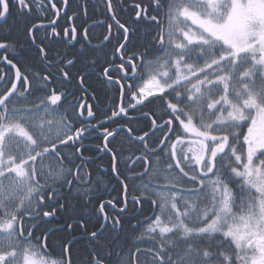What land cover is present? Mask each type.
<instances>
[{"label":"snow or ice","instance_id":"snow-or-ice-1","mask_svg":"<svg viewBox=\"0 0 264 264\" xmlns=\"http://www.w3.org/2000/svg\"><path fill=\"white\" fill-rule=\"evenodd\" d=\"M101 3L0 0V264H264V0Z\"/></svg>","mask_w":264,"mask_h":264},{"label":"trees","instance_id":"trees-1","mask_svg":"<svg viewBox=\"0 0 264 264\" xmlns=\"http://www.w3.org/2000/svg\"><path fill=\"white\" fill-rule=\"evenodd\" d=\"M96 3H97V0H88V4H89L88 12H89V15H93L94 18H99L103 14V5L101 3L99 8L92 7V5ZM75 7H76V0H73V8ZM125 18H127L126 14H125ZM108 51H110V49ZM96 87L98 90H100L99 85H96ZM109 95L114 96L115 92H110ZM103 98H104V94L101 92V99Z\"/></svg>","mask_w":264,"mask_h":264},{"label":"flooded vegetation","instance_id":"flooded-vegetation-1","mask_svg":"<svg viewBox=\"0 0 264 264\" xmlns=\"http://www.w3.org/2000/svg\"><path fill=\"white\" fill-rule=\"evenodd\" d=\"M72 7H73V4H72ZM71 8L69 9V14L71 13ZM61 23H64V21L63 20H61ZM102 93H103V91H101ZM114 92V91H113ZM104 94V93H103ZM103 100V99H102ZM93 103H97L96 101H93ZM105 103H107V101H105ZM100 108H101V110L103 111V110H105L104 109V105L103 104H101L100 105Z\"/></svg>","mask_w":264,"mask_h":264}]
</instances>
